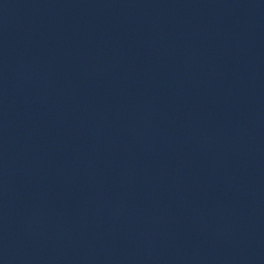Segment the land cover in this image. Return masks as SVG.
<instances>
[{"label":"water","instance_id":"water-1","mask_svg":"<svg viewBox=\"0 0 264 264\" xmlns=\"http://www.w3.org/2000/svg\"><path fill=\"white\" fill-rule=\"evenodd\" d=\"M0 264H264V0H0Z\"/></svg>","mask_w":264,"mask_h":264}]
</instances>
